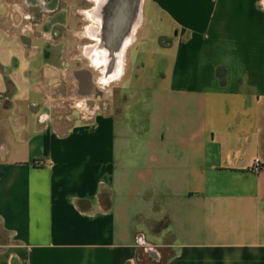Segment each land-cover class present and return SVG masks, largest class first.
Returning a JSON list of instances; mask_svg holds the SVG:
<instances>
[{
	"label": "crops",
	"instance_id": "crops-1",
	"mask_svg": "<svg viewBox=\"0 0 264 264\" xmlns=\"http://www.w3.org/2000/svg\"><path fill=\"white\" fill-rule=\"evenodd\" d=\"M95 5L0 0V264H264V0H144L111 88Z\"/></svg>",
	"mask_w": 264,
	"mask_h": 264
},
{
	"label": "water",
	"instance_id": "water-1",
	"mask_svg": "<svg viewBox=\"0 0 264 264\" xmlns=\"http://www.w3.org/2000/svg\"><path fill=\"white\" fill-rule=\"evenodd\" d=\"M143 4L144 0H100L95 5L91 15L99 26L93 34L95 43L85 54L99 72L102 85L117 81L123 74L126 50L142 24ZM147 251L154 262L161 261L156 248L148 246Z\"/></svg>",
	"mask_w": 264,
	"mask_h": 264
},
{
	"label": "flooded vegetation",
	"instance_id": "flooded-vegetation-1",
	"mask_svg": "<svg viewBox=\"0 0 264 264\" xmlns=\"http://www.w3.org/2000/svg\"><path fill=\"white\" fill-rule=\"evenodd\" d=\"M94 1L96 2V5H97L98 1L100 0H94ZM94 1L92 0H73V4L80 7L81 9H87V8L92 7V5L94 4ZM94 9L95 7L89 11L90 14L93 12ZM93 19L95 20V18ZM98 26H99L98 22L96 23V25H93V28H91L90 30L92 35L94 34V31L98 28ZM135 31L136 29L133 30V37L135 36V33H136Z\"/></svg>",
	"mask_w": 264,
	"mask_h": 264
},
{
	"label": "trees",
	"instance_id": "trees-1",
	"mask_svg": "<svg viewBox=\"0 0 264 264\" xmlns=\"http://www.w3.org/2000/svg\"><path fill=\"white\" fill-rule=\"evenodd\" d=\"M165 41V42H164ZM167 41V43H166ZM169 43V40L164 38V37H160V44H168ZM216 75L218 76L219 78V81L220 83L223 85L226 83V69L224 67H218L216 69ZM87 202L86 201H79L78 202V205L80 207H83Z\"/></svg>",
	"mask_w": 264,
	"mask_h": 264
},
{
	"label": "rangeland",
	"instance_id": "rangeland-1",
	"mask_svg": "<svg viewBox=\"0 0 264 264\" xmlns=\"http://www.w3.org/2000/svg\"><path fill=\"white\" fill-rule=\"evenodd\" d=\"M95 74L99 75V72L95 69ZM115 85V84H114ZM113 86V83L109 84L108 88H111ZM112 91V89H111ZM126 98H124V101H129V100H125ZM169 239V238H168Z\"/></svg>",
	"mask_w": 264,
	"mask_h": 264
},
{
	"label": "built area",
	"instance_id": "built-area-1",
	"mask_svg": "<svg viewBox=\"0 0 264 264\" xmlns=\"http://www.w3.org/2000/svg\"><path fill=\"white\" fill-rule=\"evenodd\" d=\"M256 166H257V163H256Z\"/></svg>",
	"mask_w": 264,
	"mask_h": 264
}]
</instances>
